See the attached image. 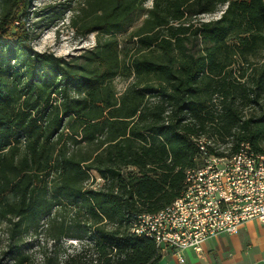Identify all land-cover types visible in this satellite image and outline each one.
I'll list each match as a JSON object with an SVG mask.
<instances>
[{
  "label": "trees",
  "instance_id": "trees-1",
  "mask_svg": "<svg viewBox=\"0 0 264 264\" xmlns=\"http://www.w3.org/2000/svg\"><path fill=\"white\" fill-rule=\"evenodd\" d=\"M29 1L0 0L6 253L156 264L154 239L131 226L180 195L203 161L196 139L214 154L248 143L264 155V0H84L72 26L96 43L70 59L32 47ZM28 232L52 242L37 263L21 248Z\"/></svg>",
  "mask_w": 264,
  "mask_h": 264
},
{
  "label": "built area",
  "instance_id": "built-area-1",
  "mask_svg": "<svg viewBox=\"0 0 264 264\" xmlns=\"http://www.w3.org/2000/svg\"><path fill=\"white\" fill-rule=\"evenodd\" d=\"M199 152L203 161L193 167L188 194L160 216L138 215L146 217L142 235L154 239L158 253L180 262L182 251L201 253L203 241L213 235L234 234L250 219L264 223V166L248 154V145L237 164Z\"/></svg>",
  "mask_w": 264,
  "mask_h": 264
},
{
  "label": "rangeland",
  "instance_id": "rangeland-1",
  "mask_svg": "<svg viewBox=\"0 0 264 264\" xmlns=\"http://www.w3.org/2000/svg\"><path fill=\"white\" fill-rule=\"evenodd\" d=\"M84 0H30L27 8L28 29L32 35V47L37 51L52 52L64 59H70L82 53L84 50L92 48L96 43L97 35L88 33L82 35L72 26V18L76 17L80 6L84 5ZM150 2H147L149 4ZM220 11L214 14L201 15L200 18H215ZM120 45L124 44L126 33L117 34ZM126 45H131L126 44ZM114 83L118 91H121L127 81L120 76L114 78ZM221 149L229 144H218ZM96 181H101L97 174ZM6 223L0 222V264H16L11 256L6 253ZM32 232L26 233L22 242V250L31 253L33 262L40 259L39 249L50 250L52 242H46L40 236H34ZM67 244L76 246L75 239L68 238Z\"/></svg>",
  "mask_w": 264,
  "mask_h": 264
},
{
  "label": "crops",
  "instance_id": "crops-1",
  "mask_svg": "<svg viewBox=\"0 0 264 264\" xmlns=\"http://www.w3.org/2000/svg\"><path fill=\"white\" fill-rule=\"evenodd\" d=\"M182 256L180 262L175 255L160 254L156 264H264V223L247 220L234 234L204 240L201 253L186 249Z\"/></svg>",
  "mask_w": 264,
  "mask_h": 264
},
{
  "label": "bare ground",
  "instance_id": "bare-ground-1",
  "mask_svg": "<svg viewBox=\"0 0 264 264\" xmlns=\"http://www.w3.org/2000/svg\"><path fill=\"white\" fill-rule=\"evenodd\" d=\"M196 143L198 145V148H202L203 151H205L206 155L210 156V159H215L218 161L228 160V164H237V160L242 159V152L245 150V147H247L248 145V154L255 156L256 159H258V162L261 163L262 166H264V155L258 154L255 151H253V149L250 147L248 143H241L238 149L236 150V152L232 154H224V155L214 154V153L209 152L208 146H211L213 144L211 139H208L206 137H200V138L198 137L196 139ZM192 174H193V167L187 169L186 175H185L186 178H185L184 188L181 191L180 195L176 197L170 204L157 210L156 212L142 213V215L150 214V216H160L164 214L165 209H173V207H175V205L177 204V201L180 200V196L184 194H188V191H190V186H193V178H190V175ZM143 226H146V217L137 216L134 222L132 223L131 231L138 235H142Z\"/></svg>",
  "mask_w": 264,
  "mask_h": 264
}]
</instances>
